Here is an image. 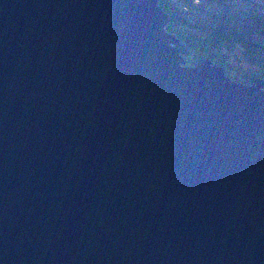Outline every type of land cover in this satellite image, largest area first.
I'll return each instance as SVG.
<instances>
[{
  "label": "water",
  "instance_id": "95a60500",
  "mask_svg": "<svg viewBox=\"0 0 264 264\" xmlns=\"http://www.w3.org/2000/svg\"><path fill=\"white\" fill-rule=\"evenodd\" d=\"M158 0H0V264H264V78Z\"/></svg>",
  "mask_w": 264,
  "mask_h": 264
},
{
  "label": "trees",
  "instance_id": "16d2710c",
  "mask_svg": "<svg viewBox=\"0 0 264 264\" xmlns=\"http://www.w3.org/2000/svg\"><path fill=\"white\" fill-rule=\"evenodd\" d=\"M158 1L160 7L168 15L169 22L166 26V30L170 33H173L190 49V52L195 51V57L207 56L212 61H214V63L226 67V69L229 68V65L225 61L226 58L222 55H219V49L221 45L225 44V42L231 38L234 41L241 42L244 45L243 49H246V56L243 58L248 66H250L251 70V73L245 75V77L240 76L239 79H242V81L248 79V81H250L252 77L264 78V34L262 31L256 35H252L254 36L252 37L251 35L245 33L243 34L241 31L233 29L232 27L235 25L241 27V23H235L233 13L223 18L224 23H221L218 20L215 22V25L220 27L219 29L212 28L211 32H203L196 26L197 29L192 30L188 27L191 25L189 19L191 14H186V8L184 9L175 3L176 0ZM252 17L255 20L260 19L261 12L254 13ZM184 24L187 26H183ZM195 57H193V59ZM231 78L233 80V77Z\"/></svg>",
  "mask_w": 264,
  "mask_h": 264
},
{
  "label": "rangeland",
  "instance_id": "374dc122",
  "mask_svg": "<svg viewBox=\"0 0 264 264\" xmlns=\"http://www.w3.org/2000/svg\"><path fill=\"white\" fill-rule=\"evenodd\" d=\"M175 3L184 9L186 8V14H191L189 16L191 25L188 27L192 30L197 29L196 26L203 32H211L212 28L219 29L220 27L216 26L215 22L218 20L224 23L223 18L233 13L235 23H241V27L235 25L232 27L233 29L251 36L258 34L260 31L264 34V0H176ZM256 12H261L260 19L255 20L252 17ZM183 26L187 25L184 24ZM243 47L244 45L241 42L229 38L225 44L221 45L219 55L225 57V61L229 65V68L226 69L227 75L233 77L236 82L248 84V79L245 78V81L239 79L240 76L245 77V75L251 73L250 66L243 58L246 56V49H243ZM184 55L185 58L182 64L187 66L190 65L188 61L195 57L196 52L189 51Z\"/></svg>",
  "mask_w": 264,
  "mask_h": 264
}]
</instances>
